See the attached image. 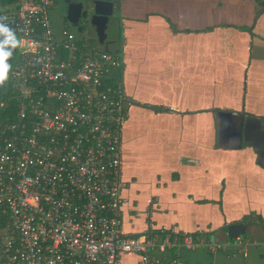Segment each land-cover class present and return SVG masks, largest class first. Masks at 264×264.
<instances>
[{
	"label": "crops",
	"instance_id": "0c3cea01",
	"mask_svg": "<svg viewBox=\"0 0 264 264\" xmlns=\"http://www.w3.org/2000/svg\"><path fill=\"white\" fill-rule=\"evenodd\" d=\"M261 3L120 0L118 45L109 51L122 49L131 102L121 138V231L169 239L158 231L165 228L172 242H202L169 248L163 264H264ZM237 223L245 233L229 239L226 228ZM208 238L217 247L203 244ZM139 259L124 254L118 264Z\"/></svg>",
	"mask_w": 264,
	"mask_h": 264
},
{
	"label": "built area",
	"instance_id": "2783aa9c",
	"mask_svg": "<svg viewBox=\"0 0 264 264\" xmlns=\"http://www.w3.org/2000/svg\"><path fill=\"white\" fill-rule=\"evenodd\" d=\"M51 4L16 0L2 13L21 46L8 77L14 110L0 122V264H118L124 254L163 264L169 248L200 246L122 233L121 138L131 104L122 74L113 76L122 49L89 42L85 11L79 35L55 29ZM203 244L217 247L212 238Z\"/></svg>",
	"mask_w": 264,
	"mask_h": 264
},
{
	"label": "water",
	"instance_id": "95a60500",
	"mask_svg": "<svg viewBox=\"0 0 264 264\" xmlns=\"http://www.w3.org/2000/svg\"><path fill=\"white\" fill-rule=\"evenodd\" d=\"M261 1L264 3V0H254ZM62 4L65 7V18L70 27L78 28L79 22L82 19V13L85 11L88 15L87 23L93 28L95 33V38L99 45L105 44L107 39L106 31L113 25H121V16H120V0H62ZM264 12V8L261 10ZM0 16L3 17V14L0 11ZM11 27L16 30V25L14 22H7ZM16 49L13 50L12 57L9 58L8 63H10V70L13 65ZM9 77V76H8ZM5 81L3 84H0V96L6 85ZM227 236L229 239H236L239 236H243L245 233V227L243 224L237 223L230 225L226 228ZM150 231L133 233L129 234L126 237L129 238H138L140 236H149Z\"/></svg>",
	"mask_w": 264,
	"mask_h": 264
},
{
	"label": "clouds",
	"instance_id": "9594fccd",
	"mask_svg": "<svg viewBox=\"0 0 264 264\" xmlns=\"http://www.w3.org/2000/svg\"><path fill=\"white\" fill-rule=\"evenodd\" d=\"M21 46V41L6 18L0 16V84L7 81L10 70L8 60L13 55V50Z\"/></svg>",
	"mask_w": 264,
	"mask_h": 264
},
{
	"label": "trees",
	"instance_id": "16d2710c",
	"mask_svg": "<svg viewBox=\"0 0 264 264\" xmlns=\"http://www.w3.org/2000/svg\"><path fill=\"white\" fill-rule=\"evenodd\" d=\"M15 1L16 0H0V11H1V13H4L5 11L13 8ZM257 2L261 3L260 1H257ZM262 5H264V3ZM96 41L97 40H96L95 36H94V38L90 39V42L93 43V45H94V43H96ZM113 76L116 77L117 79H119L121 77V72L119 70H115V72H113ZM12 95H15V93H14L13 89L11 88L10 79L8 78L6 85H5V87L2 91V94L0 96V103L1 102L7 103V105L4 107L0 106V122H7L8 121L7 116L9 114H12V112L14 110V101L12 99H10V96H12ZM155 234L158 235L157 232ZM160 235L161 236L167 235L170 238H171V236H173V235H170L169 232L160 233ZM172 250L173 249H169V251H167L168 256L172 255V252H173Z\"/></svg>",
	"mask_w": 264,
	"mask_h": 264
},
{
	"label": "rangeland",
	"instance_id": "374dc122",
	"mask_svg": "<svg viewBox=\"0 0 264 264\" xmlns=\"http://www.w3.org/2000/svg\"><path fill=\"white\" fill-rule=\"evenodd\" d=\"M65 12V7L62 4V0H55L54 4H53V8L50 11V18L51 21L53 23V27L55 29H60L61 27H63V22L61 21V19L58 17L59 15H61L62 13ZM119 26H117V23H115V25H113V28L109 27V29L106 31L107 34V39L105 41V44L103 45H99V48L103 49V50H110L113 49L115 47H117V43L114 40V36L117 38L118 33H119ZM70 29L75 33V34H79L80 31L78 28H73L70 27ZM86 29H87V33H91L93 36L95 35L93 28L90 26L89 23H87L86 25Z\"/></svg>",
	"mask_w": 264,
	"mask_h": 264
},
{
	"label": "flooded vegetation",
	"instance_id": "af4514ba",
	"mask_svg": "<svg viewBox=\"0 0 264 264\" xmlns=\"http://www.w3.org/2000/svg\"><path fill=\"white\" fill-rule=\"evenodd\" d=\"M58 17L61 19V21L63 22L64 25H68L69 26V24L67 23V20L65 18V12L62 13L61 15H59Z\"/></svg>",
	"mask_w": 264,
	"mask_h": 264
}]
</instances>
